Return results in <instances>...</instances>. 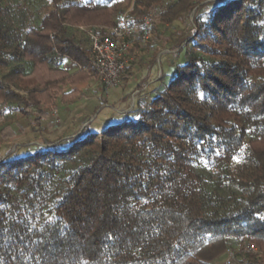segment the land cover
Instances as JSON below:
<instances>
[{"label":"trees","instance_id":"trees-1","mask_svg":"<svg viewBox=\"0 0 264 264\" xmlns=\"http://www.w3.org/2000/svg\"><path fill=\"white\" fill-rule=\"evenodd\" d=\"M154 7L162 22L197 8L194 32L136 115L65 148L0 156V264L264 252V0H0V132L15 136L16 118L39 125L97 77L80 26L115 25L130 8L142 26ZM65 58L81 69L64 70Z\"/></svg>","mask_w":264,"mask_h":264},{"label":"crops","instance_id":"crops-1","mask_svg":"<svg viewBox=\"0 0 264 264\" xmlns=\"http://www.w3.org/2000/svg\"><path fill=\"white\" fill-rule=\"evenodd\" d=\"M158 49V45H150L145 52L140 50L128 62L122 82L117 87L106 88L98 77H93L82 86V94L77 101L60 105L48 119L42 120L41 131L34 127L35 130L24 136V142H17V147L12 149L7 147L5 152L23 156L40 147L65 148L83 132H100L111 124L136 115L139 104L150 100L165 81L161 63H174V57L170 55L174 51ZM64 63L71 65L73 71L70 73L78 71L73 60L65 58Z\"/></svg>","mask_w":264,"mask_h":264},{"label":"built area","instance_id":"built-area-1","mask_svg":"<svg viewBox=\"0 0 264 264\" xmlns=\"http://www.w3.org/2000/svg\"><path fill=\"white\" fill-rule=\"evenodd\" d=\"M154 14H147L142 20L141 37L145 45L152 36ZM91 40V49L95 58L97 77L106 88L121 84L128 62L132 59L137 28L130 19V10L122 13L115 25L80 26ZM67 72L71 65L62 63ZM81 67L77 64V70ZM253 257H264V252L252 244H237L224 254L220 264H256Z\"/></svg>","mask_w":264,"mask_h":264},{"label":"rangeland","instance_id":"rangeland-1","mask_svg":"<svg viewBox=\"0 0 264 264\" xmlns=\"http://www.w3.org/2000/svg\"><path fill=\"white\" fill-rule=\"evenodd\" d=\"M211 0H203V3L209 2ZM156 8L154 7L148 14H154V23H153V32L151 38L148 40V42L144 45L142 42L141 37V20H139V17L137 16V20L139 21V24L135 25L137 28V34H136V40L134 42V48H133V55L132 59H134L135 55L140 52V50H143L145 52L150 45L159 46V51L161 50H172L174 52H170L174 57V63L171 62L165 63L163 61L161 63V68L163 69V73L165 75L164 79L166 82H168L173 73L176 70L177 65L183 61V55L180 54L182 47L184 46L185 42L191 38L194 32L193 28V20L195 17L196 9L192 12V14H184L180 16L179 18L175 19L172 22H162L159 18V15H157ZM131 9V8H130ZM128 9V10H130ZM147 15H142L143 17ZM141 16V17H142ZM140 17V19H141ZM119 19V17H117ZM109 26V25H108ZM169 54V53H168ZM166 55V53H164ZM126 71V70H125ZM32 105V104H31ZM49 117V116H48ZM48 117L43 118L42 120L48 119ZM32 119H34V116L28 119L22 117V118H16L14 120V125L12 126L14 130L17 131V134L13 137L9 138L10 132L9 129L6 128L5 132L2 134L0 132V154L3 152V155H5L8 152H5V149L8 147L12 149L13 147H17L16 143L21 142V140L24 138V136L31 132V130H38L41 131V122L39 125H36L35 128L32 126ZM3 119H1L2 121ZM9 134L8 137L5 134ZM22 142H24L22 140ZM5 152V153H4ZM264 259V258H263ZM224 261V255H222L217 262L222 263Z\"/></svg>","mask_w":264,"mask_h":264}]
</instances>
